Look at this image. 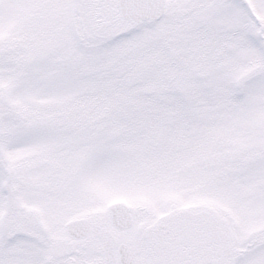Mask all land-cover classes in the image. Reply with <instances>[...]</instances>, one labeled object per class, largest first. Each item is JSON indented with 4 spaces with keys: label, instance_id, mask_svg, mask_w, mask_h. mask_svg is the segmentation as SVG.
<instances>
[{
    "label": "snow or ice",
    "instance_id": "snow-or-ice-1",
    "mask_svg": "<svg viewBox=\"0 0 264 264\" xmlns=\"http://www.w3.org/2000/svg\"><path fill=\"white\" fill-rule=\"evenodd\" d=\"M0 264H264V0H0Z\"/></svg>",
    "mask_w": 264,
    "mask_h": 264
}]
</instances>
